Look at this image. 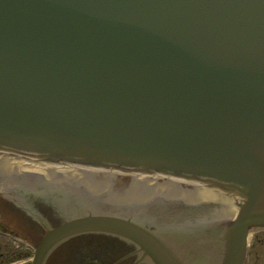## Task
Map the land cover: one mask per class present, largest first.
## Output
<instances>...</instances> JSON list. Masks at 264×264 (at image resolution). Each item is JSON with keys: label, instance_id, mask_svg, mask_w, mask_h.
Returning <instances> with one entry per match:
<instances>
[{"label": "water", "instance_id": "95a60500", "mask_svg": "<svg viewBox=\"0 0 264 264\" xmlns=\"http://www.w3.org/2000/svg\"><path fill=\"white\" fill-rule=\"evenodd\" d=\"M1 152L35 158L9 162L43 180L60 179L54 167L188 181L148 182L135 197L114 178L77 177L110 208L164 196L216 203L215 218L234 209L220 264H241L249 231L264 227V0H0ZM84 232L129 239L155 264H203L91 213L49 229L31 264Z\"/></svg>", "mask_w": 264, "mask_h": 264}, {"label": "flooded vegetation", "instance_id": "af4514ba", "mask_svg": "<svg viewBox=\"0 0 264 264\" xmlns=\"http://www.w3.org/2000/svg\"><path fill=\"white\" fill-rule=\"evenodd\" d=\"M10 159L9 155L0 154V264H31L32 248L47 230L85 212L129 220L167 245L177 260L220 264L225 256L227 243L224 235L228 223L209 220L215 217L213 203L189 204L157 196L144 202L110 208L97 196L96 190L92 192L82 186L79 181L83 179L77 177L114 178L113 188L132 191L135 197H142L145 190H149L144 184L152 181L136 182L137 179L130 178L139 176L135 174L97 172L88 176L86 173H60L54 171V167H50L48 172H54L50 173L51 177L60 179L43 180L40 178L42 175H31L24 169L16 172ZM16 160L25 164L30 162L23 156H17ZM105 183L99 180L93 185L101 190L107 185ZM153 184L171 186L157 180ZM201 217H208L209 221H199ZM180 219L183 221L179 222ZM43 264L155 263L129 239L112 233L84 232L60 241L47 254ZM242 264H264V227L250 231Z\"/></svg>", "mask_w": 264, "mask_h": 264}]
</instances>
